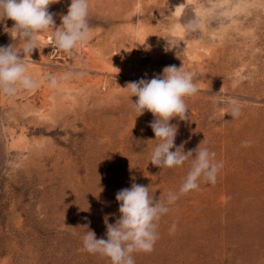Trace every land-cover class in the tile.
I'll list each match as a JSON object with an SVG mask.
<instances>
[{
    "label": "rangeland",
    "instance_id": "374dc122",
    "mask_svg": "<svg viewBox=\"0 0 264 264\" xmlns=\"http://www.w3.org/2000/svg\"><path fill=\"white\" fill-rule=\"evenodd\" d=\"M88 2L89 40L74 55L52 54L51 30L41 33L25 57L40 87L0 94V264H111L84 250L83 225L107 239L104 217L116 222V193L132 182L161 201L178 192L192 157L151 164L154 117L138 115L126 89L170 65L199 88L186 98L188 119L170 120L175 146L206 147L223 167L215 185L179 196L154 251L134 253L135 264H264V0ZM70 3L50 5L56 27ZM190 19L196 32L184 30ZM13 25L0 20V46L20 49ZM167 40L179 49L167 51ZM68 72L48 86V74Z\"/></svg>",
    "mask_w": 264,
    "mask_h": 264
},
{
    "label": "clouds",
    "instance_id": "9594fccd",
    "mask_svg": "<svg viewBox=\"0 0 264 264\" xmlns=\"http://www.w3.org/2000/svg\"><path fill=\"white\" fill-rule=\"evenodd\" d=\"M58 2L59 0H0V20L14 21L12 29L16 30L22 41L20 49L12 44L0 46V94L13 97L20 89L31 91L40 87V82L29 74L25 57H31L33 51L39 49L38 36L41 33L51 30L52 54L63 52L74 55L89 40L91 32L88 0H71L67 14L61 16V26L56 27V13L51 12L49 7ZM183 27L188 33L196 32L200 28V21L190 19ZM167 42V51L179 49L180 43L177 41ZM71 77L72 73L68 72L59 77L48 74L45 79L48 86L55 89L61 81ZM194 80V73L170 65L163 69L162 74L151 79L141 78L127 84L130 98L136 97L131 102L138 115L148 111L154 117L149 127L159 143L152 151L151 164L171 169L182 166L192 157L191 169L178 192L170 191L166 201L154 198L149 193V187L135 182H132L130 188L119 190L115 197L119 203V218L112 224L108 222L107 215L104 217L107 239H98L93 231L88 230L90 221L82 227L86 230L82 238L83 247L88 253L107 257L111 264H135L134 253L154 251L159 239L158 222L170 211V206L175 204L180 195L198 190L201 181L215 185L223 163L215 162V153L206 147L198 146L185 153L182 146H175L178 129L170 124L173 117L188 119L186 98L199 91ZM239 115L240 108L234 105L231 117L238 118ZM175 227L173 224L172 230Z\"/></svg>",
    "mask_w": 264,
    "mask_h": 264
}]
</instances>
